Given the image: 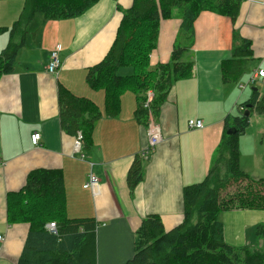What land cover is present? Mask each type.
Segmentation results:
<instances>
[{"label":"crops","instance_id":"0c3cea01","mask_svg":"<svg viewBox=\"0 0 264 264\" xmlns=\"http://www.w3.org/2000/svg\"><path fill=\"white\" fill-rule=\"evenodd\" d=\"M133 0H99L82 15L59 20L37 16L29 26L26 43L18 52L15 69L0 75V264H17L23 252L29 222L13 223L8 196L24 187L38 168H58L64 173L65 215L97 222V263L126 264L133 256L136 233L143 219L161 217L166 230L184 221L183 188L204 180L230 115L246 110L242 104L256 90L264 94V0H242L235 20L203 11L194 23V36L186 60L194 62L192 75L175 82L161 108L157 123L161 141L144 158L143 180L131 190L127 175L148 144L147 126L135 111L136 95H122L116 117L105 115V92L89 86L88 69L101 61L117 35L123 12ZM24 0H0V52L10 41L9 29L19 18ZM181 13L161 21L152 64L168 62L178 44ZM252 43L240 82H226L222 66L233 57V32ZM61 46V66L51 73V53ZM247 83L244 89L241 84ZM96 103L104 113L96 123L92 143L77 152V137L67 133L59 115V87ZM256 89V90H255ZM250 125L240 136V165L251 177L264 178V116L250 115ZM200 119L203 128H191ZM34 132L41 134L38 145ZM81 153L84 154L82 158ZM100 178L96 191L84 188L90 173ZM224 236L229 245L264 248L257 227L264 224V209L223 211Z\"/></svg>","mask_w":264,"mask_h":264},{"label":"trees","instance_id":"16d2710c","mask_svg":"<svg viewBox=\"0 0 264 264\" xmlns=\"http://www.w3.org/2000/svg\"><path fill=\"white\" fill-rule=\"evenodd\" d=\"M99 0H24L23 10L9 29L10 41L0 52V75L15 69L18 52L25 46L30 23L43 16L50 20L74 18L92 8ZM242 0H133L125 9L112 48L88 69L90 87L105 92V115L116 117L121 111L122 95L132 91L138 102L137 121L147 126L157 121L175 82L192 75L194 62L186 60L189 45H175L168 62L152 64L161 21L182 8L179 31L183 39L194 36V23L203 11L237 19ZM233 57L222 66L226 82H240L247 60L253 57L252 43L237 30L233 32ZM131 68L128 74L120 71ZM59 115L64 130L82 134L83 147L92 143L96 123L103 117L99 106L85 97L59 87ZM153 100L145 104L148 93ZM247 105V108H245ZM238 115L225 121L218 155L203 181L183 188L184 221L166 230L161 217L151 214L143 219L136 233L133 256L126 264H264V248L254 245L235 247L224 236L221 214L233 209H264V178L251 177L241 168L240 136L250 125L254 112L264 116V94L256 90L244 102ZM250 112L249 115L246 112ZM234 129L229 134L228 131ZM144 158L138 156L127 175L133 190L144 178ZM64 173L58 168H38L27 176L18 192L8 196L9 218L13 223L29 222L30 230L17 264H96L97 222L91 218L68 219L65 215ZM233 183L238 189L230 192ZM195 220V222H193ZM55 222L57 233L47 225ZM264 243V224L257 227ZM264 245V244H263Z\"/></svg>","mask_w":264,"mask_h":264},{"label":"built area","instance_id":"2783aa9c","mask_svg":"<svg viewBox=\"0 0 264 264\" xmlns=\"http://www.w3.org/2000/svg\"><path fill=\"white\" fill-rule=\"evenodd\" d=\"M60 51H61V46L57 45L55 50L52 51L51 53V61L48 65V70L51 73H55L57 72L58 68L61 66V59H60ZM257 76H264V70L261 68L260 70L256 71L255 74L251 77L249 83L253 84L256 80ZM247 86V83H243L241 84V88L244 89ZM153 93L150 91L148 93V99L147 102L145 104V107H148L149 103L153 100ZM204 123L202 120L200 119H191L189 121V126L191 128H203L204 127ZM147 132H148V144L145 150H143L140 153V156L143 158H147L151 152L156 148V146L160 143L161 141V132H160V127L157 123V121L152 120L150 122V124L147 127ZM76 142H75V149L77 152H82V134L79 133L77 136ZM41 140V134L38 132H34V134L32 135V142L35 145H38L39 142ZM82 158H84V154L81 153ZM100 178L98 175H96L95 173H90L89 175V179L88 181L84 184V188L86 189H92L93 191H96L97 188L100 185ZM55 222H50L47 227L48 229L53 232V233H57V225H55ZM3 236H0V240H3Z\"/></svg>","mask_w":264,"mask_h":264},{"label":"rangeland","instance_id":"374dc122","mask_svg":"<svg viewBox=\"0 0 264 264\" xmlns=\"http://www.w3.org/2000/svg\"><path fill=\"white\" fill-rule=\"evenodd\" d=\"M173 13H174V15H176L177 13H182V8L181 7H175L174 8V10H173ZM178 44L177 45H179V44H181V42H183V40H185V39H183V37L182 36H180V34H178ZM186 40H188V39H186ZM185 40V41H186ZM122 74H128V73H130L131 72V68H127V69H125V68H123L121 71H120ZM248 84H249V82H248ZM248 84H247V86H248ZM250 85L251 84H249V88H250ZM217 155H218V152L215 154V158H214V161H215V159H216V157H217ZM214 163V162H213ZM238 185H240L239 183H233L230 187H229V191L230 192H234L235 190H237L238 189ZM238 186V187H237ZM193 222H195V220L193 221Z\"/></svg>","mask_w":264,"mask_h":264},{"label":"water","instance_id":"95a60500","mask_svg":"<svg viewBox=\"0 0 264 264\" xmlns=\"http://www.w3.org/2000/svg\"><path fill=\"white\" fill-rule=\"evenodd\" d=\"M255 90H256V89H255ZM249 113H250V112H248V111L246 112L247 115H249ZM233 132H234V129H231V130L228 131L229 134H231V133H233Z\"/></svg>","mask_w":264,"mask_h":264}]
</instances>
